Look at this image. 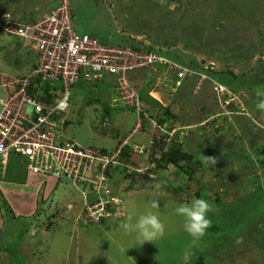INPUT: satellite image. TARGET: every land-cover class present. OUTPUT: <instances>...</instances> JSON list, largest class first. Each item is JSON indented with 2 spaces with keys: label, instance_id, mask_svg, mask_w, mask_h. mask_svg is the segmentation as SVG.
<instances>
[{
  "label": "rangeland",
  "instance_id": "1",
  "mask_svg": "<svg viewBox=\"0 0 264 264\" xmlns=\"http://www.w3.org/2000/svg\"><path fill=\"white\" fill-rule=\"evenodd\" d=\"M42 3L0 0V18L31 19L47 7ZM70 15L74 31L99 44L151 50L207 79L193 90L198 77L188 76L172 95L153 88L152 71L125 74L137 96L151 100L145 102L151 114L161 113L167 126L182 129L167 148L133 155L143 166L153 163L148 180L113 176L123 217L85 226L79 221L81 196L67 182L16 170L7 177V166L0 170V264H264V113L256 109L255 92L264 86V0H70ZM33 60L12 38L0 37V72L22 75ZM210 81L247 99L242 114L222 117L218 129L204 123L218 110ZM149 90L154 92L146 95ZM113 99L112 77L73 84L62 137L113 149L135 121L131 109L110 108ZM147 142L146 134L128 140L148 151ZM173 148L190 155L191 163H180L185 171L162 158ZM202 155L217 163L205 167ZM193 198L213 206L212 226L195 245L175 212ZM149 211L159 215L165 233L140 245L136 233L121 225Z\"/></svg>",
  "mask_w": 264,
  "mask_h": 264
},
{
  "label": "built area",
  "instance_id": "2",
  "mask_svg": "<svg viewBox=\"0 0 264 264\" xmlns=\"http://www.w3.org/2000/svg\"><path fill=\"white\" fill-rule=\"evenodd\" d=\"M50 3L47 12L31 19L20 20L9 14L0 18V37L12 38L34 55L24 74L0 72V170L12 160L27 176L56 184L67 182L81 196L79 221L85 226L98 225L124 216L121 196L111 187L113 176L149 179L153 163L143 166L131 158L149 154L150 149L167 148L182 129L167 126L168 120L164 121L161 113L151 114L147 104L127 85L125 74L152 71L156 75L153 88L172 95L188 76L198 77L193 90L207 78L156 52L99 44L74 31L69 0ZM107 77L114 79V99L109 107L131 109L135 115L130 133L110 150L65 140L62 132L67 123L69 88L79 81L98 83ZM210 84L218 110L204 123L218 129L226 116L242 114L247 99L241 92L213 81ZM134 134L147 135L148 151L146 146L128 143Z\"/></svg>",
  "mask_w": 264,
  "mask_h": 264
},
{
  "label": "clouds",
  "instance_id": "3",
  "mask_svg": "<svg viewBox=\"0 0 264 264\" xmlns=\"http://www.w3.org/2000/svg\"><path fill=\"white\" fill-rule=\"evenodd\" d=\"M255 92L256 96L259 98L256 103V109L264 113V86L258 85ZM139 157L140 156H138V158ZM201 160L205 167L214 166L217 163L216 158L210 156L202 155ZM134 161L142 164L138 159H134ZM153 187L156 190H160L162 185L156 184ZM158 206L157 202L151 204L152 208H158ZM212 210L213 206L203 198H193L190 202L181 203L176 207V215L183 218L184 231L192 238L193 245L204 238L207 235V231L211 228L212 221L208 217V213ZM131 221L132 217H129L128 222L123 223L121 227L126 233H136L137 241L140 245H143L145 242H153L159 237H162L165 233L164 223L159 218V215L152 211L140 215L135 223Z\"/></svg>",
  "mask_w": 264,
  "mask_h": 264
},
{
  "label": "trees",
  "instance_id": "4",
  "mask_svg": "<svg viewBox=\"0 0 264 264\" xmlns=\"http://www.w3.org/2000/svg\"><path fill=\"white\" fill-rule=\"evenodd\" d=\"M69 9H70V0H69ZM70 18H71V15H70ZM92 38V37H90ZM94 39V38H93ZM130 48V47H128ZM132 49H135V50H143V49H140V48H137V47H133ZM143 51H146V52H154V51H151V50H143ZM95 102H97L96 100H94ZM146 101H151L149 99H146ZM144 101V102H146ZM105 109V108H104ZM107 110H109L108 107H106ZM164 114V113H163ZM165 115V114H164ZM166 116V115H165ZM174 146V145H173ZM172 148V147H171ZM171 152L169 151L168 153L166 154H163L164 156H162V158L165 157L166 161L168 164L174 166L178 171H185L184 168L187 166L183 165V164H180L182 161H185V164L187 163H191L190 159V155H187V154H182L180 153L179 151H177L176 149H170ZM190 160V161H189ZM161 161V160H160ZM13 170H16L18 172H23V170L21 169V167H19V165L17 164V162H14L12 160H10V162L8 163V166H7V170H6V175L7 177L10 176V173H12ZM175 177V175H171L170 176V179L172 180L173 178ZM142 180H148L146 177H141ZM9 181H13V182H16L14 181V179L12 178L11 180ZM166 182H164L162 185H165ZM6 213V212H5ZM23 231H25V228H23ZM22 234V233H21Z\"/></svg>",
  "mask_w": 264,
  "mask_h": 264
},
{
  "label": "crops",
  "instance_id": "5",
  "mask_svg": "<svg viewBox=\"0 0 264 264\" xmlns=\"http://www.w3.org/2000/svg\"><path fill=\"white\" fill-rule=\"evenodd\" d=\"M50 1L51 0H43V3H42V6H47V7H43V11H42V13H45V12H47L48 10H49V8H50V6H51V3H50ZM34 10L36 11L37 10V8L35 7L34 8ZM42 13H40V14H42ZM181 122H183V120H180ZM182 125V124H181ZM184 138V137H183ZM194 137H192V139H193ZM186 139V143H190L191 144V142H188V141H190L189 139L187 140V138H185ZM120 141H118L117 143H116V145L119 143ZM197 143V142H196ZM189 144V145H190ZM104 150H106V149H104ZM108 150H110V149H108ZM72 202V201H71ZM66 206H67V208L68 209H70V207H72V203L70 204V203H68V204H65Z\"/></svg>",
  "mask_w": 264,
  "mask_h": 264
}]
</instances>
